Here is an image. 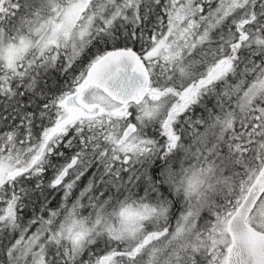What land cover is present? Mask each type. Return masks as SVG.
Instances as JSON below:
<instances>
[{
  "label": "snow or ice",
  "instance_id": "snow-or-ice-1",
  "mask_svg": "<svg viewBox=\"0 0 264 264\" xmlns=\"http://www.w3.org/2000/svg\"><path fill=\"white\" fill-rule=\"evenodd\" d=\"M0 264H264V0H0Z\"/></svg>",
  "mask_w": 264,
  "mask_h": 264
}]
</instances>
